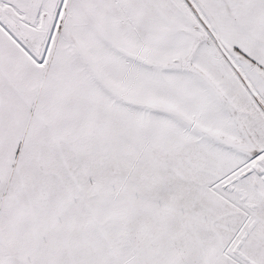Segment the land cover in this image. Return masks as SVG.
<instances>
[{"label":"snow or ice","instance_id":"obj_1","mask_svg":"<svg viewBox=\"0 0 264 264\" xmlns=\"http://www.w3.org/2000/svg\"><path fill=\"white\" fill-rule=\"evenodd\" d=\"M0 264H264V0H0Z\"/></svg>","mask_w":264,"mask_h":264}]
</instances>
